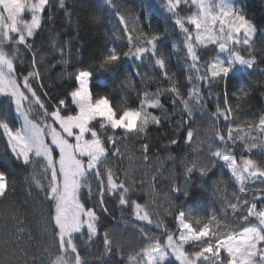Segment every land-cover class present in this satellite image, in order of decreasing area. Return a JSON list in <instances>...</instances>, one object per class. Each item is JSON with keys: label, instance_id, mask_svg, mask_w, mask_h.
<instances>
[{"label": "snow or ice", "instance_id": "6c2138e0", "mask_svg": "<svg viewBox=\"0 0 264 264\" xmlns=\"http://www.w3.org/2000/svg\"><path fill=\"white\" fill-rule=\"evenodd\" d=\"M158 3L142 15L124 0H18L15 8L0 0V138L8 147L0 154V199L11 178L44 165L33 186L52 227L47 264H264V160L253 152L264 155V104L241 118L256 94L264 101V24L234 0ZM105 8L119 29L109 27ZM58 20L68 29L63 44ZM94 26L120 46L85 42L81 34ZM174 55L186 82L172 71ZM102 74L136 100L130 105L125 92L114 106L111 92H95ZM197 112L209 121L207 135ZM232 183L238 190L229 191ZM193 187L209 192L219 212H186ZM110 201L157 232L127 219L136 229L127 235L106 224Z\"/></svg>", "mask_w": 264, "mask_h": 264}, {"label": "trees", "instance_id": "16d2710c", "mask_svg": "<svg viewBox=\"0 0 264 264\" xmlns=\"http://www.w3.org/2000/svg\"><path fill=\"white\" fill-rule=\"evenodd\" d=\"M155 3L156 7L159 8L158 0H124V3L128 4L130 7H134L137 12L147 11V5L149 3ZM234 3L237 7H241L248 17L254 20L258 26L264 24V0H234ZM161 20L156 27L159 30H163L164 21L162 19L164 13L163 9H159ZM104 14L106 18L110 21L109 27L119 29V21L115 16L105 8ZM152 13L149 11V15ZM28 14H26L27 16ZM30 18V17H29ZM61 21H57V29L59 31V43L63 44L69 37L65 34L68 29L66 27L62 28ZM106 29L100 26H94L93 30L84 32L81 35L85 37V42L91 43L93 48L100 47L105 43L119 47V42L115 40H109L108 36L105 35ZM75 35V32L72 33ZM257 43H261V38H256ZM210 48L214 46H209ZM75 42L71 49V54L67 56L69 59V70L75 66ZM83 58L86 60L88 58V52L85 51L82 53ZM58 58V55H57ZM128 68L131 69L132 62H126ZM172 68L173 72L176 74L177 78L183 77L184 81L187 80V73L183 64H177L175 55L172 57ZM55 74V73H54ZM124 75H128L125 73ZM132 84L135 87L140 86L139 77H136L133 73ZM259 78V77H258ZM103 83V86L94 85V91L100 94L105 92H111V98L113 105L115 106L127 92L128 102L131 105L133 101L136 100L135 92H133L127 85H124V91L121 90V84L113 79L107 77V75H100L97 77ZM66 84L70 83L65 81ZM71 84H68V87L64 89L65 93L69 90ZM206 91V89H205ZM166 97H161V102H165ZM261 104H264V101H261L259 95L256 94V98L252 101L250 109H247L243 116H250L253 112H258ZM166 107L170 105L166 104ZM195 120L197 126L201 130V135H207V129L210 128L209 121L205 117L201 116L199 112L195 113ZM19 126V122L17 123ZM221 128L225 127V122L223 119L219 122ZM226 131V129H225ZM8 151L6 141L3 138H0V154H3ZM254 158L257 160H264V155L259 153V150H253ZM128 153L131 155L132 148L129 147ZM247 154V153H246ZM174 155H176L174 153ZM161 156L165 157L166 153L161 152ZM128 160L125 159L123 166H128ZM138 160L134 161L135 164H139ZM172 161H165L164 168H171ZM181 165L179 162L175 165V170L177 174L179 173ZM142 168H136L135 171L137 175ZM15 171V170H12ZM34 173H39L42 176V168L39 163H34L32 170L29 172H20L14 178H11L9 181V192L6 199H0V264H47V250L51 249L54 245L52 227L48 224L46 219L48 213L46 206L44 204L43 198L40 193L36 190V187L33 184L38 186V181L34 179ZM32 181L33 183H27ZM229 179V177H225ZM163 186V184L161 185ZM254 187V186H253ZM233 189L238 190V185L234 183L230 184L229 191ZM191 196L183 202V207L186 212L193 213V216L207 217L211 214L213 210L219 212L220 205L219 203H214L210 193L197 187L191 189ZM86 196V193H85ZM144 199H148L147 195L144 196ZM161 203H163V198L160 197ZM143 202V201H141ZM112 209L113 215L104 217L105 223L113 226L127 235L129 232H135L136 229L131 228V223H136L137 225L143 224V226L153 233L157 232L151 225H147L146 222L134 221L129 215L128 210L124 209L121 211L120 207L114 203L109 204ZM259 206V204H258ZM125 219L129 220L127 226L123 222ZM169 224H172V218H167ZM240 230H242V225ZM91 255V253H86Z\"/></svg>", "mask_w": 264, "mask_h": 264}, {"label": "rangeland", "instance_id": "374dc122", "mask_svg": "<svg viewBox=\"0 0 264 264\" xmlns=\"http://www.w3.org/2000/svg\"><path fill=\"white\" fill-rule=\"evenodd\" d=\"M5 3L11 8H15V7L18 6V0H5ZM143 71L149 72V74H151V70L147 69L146 67L143 69ZM156 71H159V70L157 69ZM172 71H173V68H172ZM164 83L167 84L166 81ZM155 87H156L155 83H150L149 84L150 90H154ZM36 163H39L41 168H42V170H43L44 165L41 162H39V161H36Z\"/></svg>", "mask_w": 264, "mask_h": 264}]
</instances>
